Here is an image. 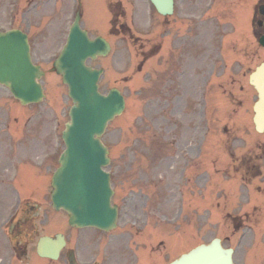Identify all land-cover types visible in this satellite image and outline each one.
<instances>
[{
    "label": "rangeland",
    "instance_id": "rangeland-1",
    "mask_svg": "<svg viewBox=\"0 0 264 264\" xmlns=\"http://www.w3.org/2000/svg\"><path fill=\"white\" fill-rule=\"evenodd\" d=\"M40 1V7L46 8L47 10L51 8L52 12H50V14L55 16L56 19L48 18L46 12L42 13L41 18L37 15L31 16V25H36V38L32 41V56L35 61L39 60L42 62L43 67L50 70L51 60L55 57L57 49L62 41V36L66 32L68 23L72 18V6L74 5V1L57 0L56 7L51 5L53 0H49V2ZM106 1L109 4L108 8ZM145 1L82 0L84 15L81 23L84 29H86L91 36L105 37L112 45L111 52L105 58L96 59L91 62L92 65L104 69L99 82L101 91L106 92L112 86L119 87L127 101L123 114L116 117L108 124L106 132L103 135V141L108 146L112 158L111 167L108 169L113 172V180L115 182L116 193L113 201L124 204L125 209L130 210V213H137L136 207L139 202L145 201L147 203L148 210L151 209L149 216L154 219L147 217L148 229L145 231V236L152 230L153 233L151 236H161L159 238H163L167 245V247L162 245L158 246V251H167L170 247L173 248V251H176V253L167 257V259L174 257L179 254V252L197 245L200 242H206L214 236H219L222 237L224 241H227L225 245L236 246L235 260L238 264H248L247 255L250 256L249 259H252L255 264H263L264 215L262 210L264 207H256L252 213L254 221L263 219L257 224L259 231L255 228L250 229L241 245L236 242L237 232L232 230V227L229 226L230 218L228 216L222 217L224 211L230 212L231 215H234L235 212L244 214L246 210L252 208V204L260 203L264 206V195H256V185L255 187L247 186L241 184L239 181H235L239 183L242 188L238 187L239 185L226 184L224 192L227 198L225 197L224 199V197L219 196V187L223 186V183L219 184L220 179L218 170L216 169L219 163H214V167L211 163L208 162V165L206 163L211 155H217V151L209 154L208 157L203 149L206 147L209 139L211 141H216L218 139V127L217 133H215L214 130L210 131L209 139L206 136L203 137L201 130H193L192 128H185L182 126L181 123L185 121L178 122L175 129L170 133L165 134L164 130H162L166 124L171 126L169 112L170 89L168 87L169 83L166 81L169 74L157 75L156 73L159 69L157 67L159 63L157 57L153 56L149 59H143L141 50L154 44V35L158 30L156 26H160V23L164 20L155 13L150 17V5ZM176 1L175 13L170 17L172 20L176 19V27L179 28L183 22L188 23L183 18L192 19L191 21L194 23L199 20L202 10H197L202 6V0ZM194 1H196L195 5L193 4ZM219 1L222 2V4L219 5L221 14L224 13L226 16L223 20L233 25L234 23L238 24L244 21L242 25H239L241 29H236L243 33L248 32L250 29L249 19L245 20V15L249 7L248 0L241 2L238 0ZM206 3L207 2H205V5ZM118 9L121 10V17L117 14ZM111 11L115 13L114 18L110 15ZM192 12H194V14H189L187 18L185 14ZM3 14L6 15V10ZM110 16L112 18L111 25L108 24ZM4 19L5 18H2L1 24H5L3 22ZM122 22H127V26L132 33L131 36L130 34L128 35L126 30L122 31L119 27V24ZM20 23L23 24V22L19 21V24ZM31 25L30 30H35L31 28ZM110 26L112 27V31L110 30ZM172 26H174L175 29V25L172 24ZM201 27L199 34L202 38H207L204 43L199 41L196 46H206L208 39H210V43L212 44L215 38H220L219 35L215 36L211 34L212 31L207 30L205 26ZM212 30L224 37L227 36L229 39L228 43L232 41V38L228 34L223 33V30L217 31V29L214 28ZM225 30L229 33L231 31V26L228 24ZM122 32H124V34H122ZM183 32L184 31L178 33L182 34ZM166 33L168 34V32ZM173 38L174 35L168 38L170 41L164 46L165 51L171 48ZM235 39L239 45L244 43V39H246V41L248 40V43L250 42V38L243 35L242 37H235L234 40ZM251 42L253 44L255 43L253 38H251ZM192 45L193 43H191V46ZM211 47L212 45L210 48ZM229 51L228 49L227 51L225 50V52ZM231 60L232 57L229 61ZM239 60L244 63V67L247 66L251 70L258 62L264 60V52L262 49L260 50L255 46V53L251 54V52H249V55L243 53ZM174 62L175 58L173 63ZM166 65L167 63H164V67H166ZM241 72L242 70L238 74L239 76H245L248 73L245 71L244 74H241ZM49 74L45 75L42 79L47 94L46 98L41 103L24 107L29 109L25 110L26 112L23 113L25 117L29 115L33 119L30 129L23 126L24 119L19 116V112L18 117L13 114L14 110L19 109V107L16 106L17 102H14V100L10 98L8 92L2 91V104L7 101L9 104L7 107H11L12 109L11 116L17 117L16 124L12 121L8 128L11 130L12 134L13 131H15V133L18 131L16 135L13 134V137L10 132L7 134L4 132L2 138H24L25 140V138L29 137L34 138L35 142L40 144L47 142L46 145H51L50 150L57 156L62 150V145L58 146L55 144L57 137L53 136L52 133H61L63 122L68 119L67 111L71 101L67 96L66 86L61 83L55 74ZM163 84H166V86H163ZM241 84H244V82ZM158 91L160 93L164 92V96L168 98L167 103H164L166 111H164V114L162 113L160 115L157 104V102H160V98L156 100ZM251 100L252 97L246 102L244 101V105H242L241 108H236V111L233 112L234 117L237 118V122L243 127H246L245 129H249L252 126L250 120L252 115L250 107ZM54 103L56 104V108L50 109L51 104L53 105ZM242 114H245L246 118L241 119L240 116ZM196 119L197 117L194 115V121H196ZM181 120L184 119L181 117ZM161 124L163 127L160 126ZM176 131L177 136H179V132H183L179 137L180 139H178L179 146L177 154L182 152L184 156L189 157L186 160L189 162L193 160L196 161L194 165L195 168L198 167L196 169L197 172L194 173H192V170L195 168L189 169L188 175L191 176L192 182L185 183L184 194L181 197H179L178 194L177 196L175 195L181 190V184L178 183V174L176 172H179L185 161L175 164V158L177 160L180 159V157H175L173 158L174 162L170 161V163H165L162 168L157 166L158 159L159 162H161L158 156L159 145L164 144V142H160L161 139L169 140V138H175L176 136L174 133H176ZM249 134L250 131L248 130L247 136H245V138H247L245 144L257 142V147L254 151L259 153V144L260 142H264V134L257 135L255 139H252ZM185 143H187L186 146ZM38 148H41V146ZM166 148L172 149V146L168 144ZM162 149L164 152H161V154H169L170 149L165 150L164 146ZM2 150H7L5 140H2ZM36 151L38 154L41 153L38 150ZM6 156L7 154H2V158ZM56 156L52 157L50 161H47L49 165H52V168L56 165ZM181 158L183 160L185 159L184 157ZM199 161H202V163ZM19 169L31 170L27 165L19 166L18 171ZM40 172H43V175H45L46 173L49 174L50 170H48V168H43ZM187 172L188 169L186 170V173ZM210 172V177H208ZM174 173L176 174L173 176ZM199 173L201 174L199 175ZM28 176L31 180L35 181H38V177H40V175H36L35 173H31ZM233 177H235V175H233ZM262 179L264 180V175ZM159 181H161V183H158ZM171 182L177 184L172 189L173 194L168 193V190L171 188ZM47 183L48 180L46 184ZM14 185L20 187L22 195H25L28 186L24 185L21 179H17ZM139 191H144L146 196ZM248 193L250 197H247ZM159 202L161 203L160 209L162 210V214L167 218L171 219V214L174 213L173 208H176V222L175 224H171L176 234H171L173 232L169 231L165 234H161V232L152 228L154 227L152 225L161 228L162 223H164V217L158 218V213L154 204ZM224 203L225 207L222 205ZM238 207H240V209H238ZM54 217L58 218L56 214H54ZM155 220H157V223H155ZM137 221L139 222L142 220L137 219ZM126 228H124V230ZM120 232L121 230L118 229L113 233L119 234ZM93 233L94 230L88 233V237L83 241V245L87 251L88 248L91 247L92 240L95 238ZM97 233L99 234V232ZM129 234L130 233H128V236H130ZM141 235L143 238L144 235ZM128 236L125 240L128 239ZM123 241L124 240L120 241V245L107 250L121 252L120 249H122ZM133 245V242L129 243L128 248L129 251L135 252V247ZM162 255L167 256V254Z\"/></svg>",
    "mask_w": 264,
    "mask_h": 264
},
{
    "label": "water",
    "instance_id": "water-1",
    "mask_svg": "<svg viewBox=\"0 0 264 264\" xmlns=\"http://www.w3.org/2000/svg\"><path fill=\"white\" fill-rule=\"evenodd\" d=\"M152 1L161 13L172 11V0ZM75 29L79 32L73 35L87 39L78 25ZM74 45L73 50L68 46L55 62L57 72L62 73L70 87L74 105L69 113L71 122L66 124L63 134L66 150L60 157L61 167L53 177V205L67 210L73 225L91 224L108 229L114 224L115 209L107 204L108 178L100 169L107 163L106 149L99 136L106 122L122 110L123 102L116 90L107 96L98 94L95 80L99 72H92L85 66L82 41L78 40ZM92 45L95 49L89 54L94 51L105 54L108 48L101 39ZM28 55L25 37L21 33L0 34V82L7 83L22 102L42 96L41 87L35 82L40 73L30 63ZM255 84L259 91L256 119L260 127L264 123V65L257 70ZM39 252L55 256L51 250L40 249ZM231 252V249H222L216 240L209 245L197 246L171 264H233Z\"/></svg>",
    "mask_w": 264,
    "mask_h": 264
},
{
    "label": "flooded vegetation",
    "instance_id": "flooded-vegetation-1",
    "mask_svg": "<svg viewBox=\"0 0 264 264\" xmlns=\"http://www.w3.org/2000/svg\"><path fill=\"white\" fill-rule=\"evenodd\" d=\"M256 17L258 19L260 18V20L262 21L260 28L264 30V15L259 14L256 15ZM178 39L179 38H176L175 42ZM185 41V43L190 42L188 39H185ZM183 42L184 40H182V43ZM238 66L240 67V64H238ZM243 82L248 83L246 77L237 75L230 76L227 79H225L224 77L221 80L218 79L217 84L219 87L221 99H228V101L240 105L242 103V100L245 101L246 99H249L252 96L254 98L255 92L253 88L249 84H241ZM206 83H208V81ZM223 123V139L221 141L220 146L224 157L226 154H229L231 157H233L234 163H242L244 160L250 159V154L248 153H250L251 144L249 146H246L245 154L238 158L234 157V155H241L240 152L236 151L238 148H236L234 144V142L239 138V124L234 120H230L228 123H225V121H223ZM250 167L251 160L248 161L247 165H243V168L246 170V172L250 170ZM239 168H241V165L235 168V170ZM41 224V221H37L34 216V213L32 212V205H29L28 207L25 205L19 215H11L9 219L5 220L3 223L1 222L0 228H3V225H6V235H9V238L11 240V242L9 240L11 248L16 251L18 257H25L28 254L30 247L32 246L35 235L38 233V228L41 227ZM111 243L112 240H107L106 246L111 245ZM79 245V239L75 235L68 236V238H66V245L64 249L60 252L58 261L55 263L47 259L46 264H69V257L71 255H74L75 259L80 260V255L83 254V252L81 250H78ZM90 253L93 254L94 252L90 251ZM103 254V264L111 262V252L103 251ZM131 263L139 264L137 258Z\"/></svg>",
    "mask_w": 264,
    "mask_h": 264
}]
</instances>
